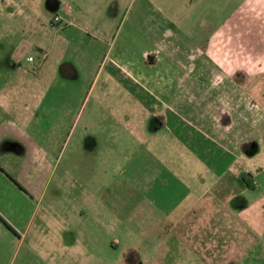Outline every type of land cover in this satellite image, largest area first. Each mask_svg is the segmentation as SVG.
<instances>
[{
	"label": "rangeland",
	"instance_id": "rangeland-1",
	"mask_svg": "<svg viewBox=\"0 0 264 264\" xmlns=\"http://www.w3.org/2000/svg\"><path fill=\"white\" fill-rule=\"evenodd\" d=\"M128 3L0 0V264H264V124L240 110L190 127L120 81L114 56L149 43H127ZM262 21L240 27L243 64ZM236 124L245 142L219 156Z\"/></svg>",
	"mask_w": 264,
	"mask_h": 264
},
{
	"label": "crops",
	"instance_id": "crops-1",
	"mask_svg": "<svg viewBox=\"0 0 264 264\" xmlns=\"http://www.w3.org/2000/svg\"><path fill=\"white\" fill-rule=\"evenodd\" d=\"M128 4L134 17L128 27L127 43L133 45L136 36H143V40L149 43L145 47L139 45L135 48L133 45L125 48L123 53L116 54L113 58L116 69L142 86L170 114L176 117L181 115L183 122L190 127L198 124L190 122L191 115L202 117L210 114L211 119L220 116L222 120H228L230 116L235 119L238 116L236 113L241 110L242 114L252 115L254 119L250 125L252 128L240 121L243 128L253 129V133L262 129L260 124H264V107L260 101H264V0H129ZM28 11L33 10L24 9L25 13ZM62 11L68 13L65 7ZM258 18L263 21L254 35L257 38L253 46L246 45L252 51V58L249 56L252 61L243 64L240 53L248 50L242 49L235 41L242 34L240 27L244 28L247 21ZM160 36L164 40L161 41ZM169 37L175 39L176 43L166 41ZM23 46L24 53L29 51V46L25 44L18 46L14 53L17 55L18 49ZM176 53H180L184 60L181 57L176 59ZM169 57L172 67L178 71L167 65L165 58ZM167 67L173 69L172 74L166 75ZM133 69L144 74L141 82L133 79V75H136ZM200 84L208 86L201 87ZM200 98L206 101V112L203 114L197 108L202 105L201 102L198 104ZM228 100L234 101L231 107ZM183 109L189 110V113H182ZM192 110L197 113L192 114ZM238 127L240 125L235 127V133L227 141L221 137L213 141L221 147L218 148L221 152L219 156L235 155L240 144L245 142L242 141L243 128L241 132ZM202 133L204 136L205 131ZM243 173L247 172L240 171L236 181Z\"/></svg>",
	"mask_w": 264,
	"mask_h": 264
},
{
	"label": "flooded vegetation",
	"instance_id": "flooded-vegetation-1",
	"mask_svg": "<svg viewBox=\"0 0 264 264\" xmlns=\"http://www.w3.org/2000/svg\"><path fill=\"white\" fill-rule=\"evenodd\" d=\"M27 53H28V51L24 53L23 50H22L21 53L18 54V55H16V54L14 53V56H16L18 60H21V59H23V58L27 55ZM29 58H32V57H29ZM27 60H28V58H27ZM28 62H29V63H30V62H34V60H33V59H32L31 61L28 60ZM114 70H115V72H116V75H115V76H116L120 81L125 82L129 87H131V88L133 89V92H135V93H137V94L140 93V92H143L144 94H148V92L145 91V90L142 88V86L138 85V83H135V82L132 80L131 77H127V76H125V75H121L122 77L119 78L118 75L121 73V71H119V70H117V69H114ZM246 174H248V173H243V174H240V175L238 176V179H237L238 183H239L240 185H243V184H241V183L239 182V180H240V178L243 179V177H244V178H245L244 181L248 180L249 184H250V185H253V184H251L250 178L246 177ZM249 175H250V174H249ZM248 187H249V186H248ZM249 188L252 189L253 186H251V187H249ZM122 264H126V260H125V259L123 260Z\"/></svg>",
	"mask_w": 264,
	"mask_h": 264
},
{
	"label": "trees",
	"instance_id": "trees-1",
	"mask_svg": "<svg viewBox=\"0 0 264 264\" xmlns=\"http://www.w3.org/2000/svg\"><path fill=\"white\" fill-rule=\"evenodd\" d=\"M246 177L251 178V175L246 174ZM244 179H245L244 177H243V179L240 178L239 182H240L241 184H246V181H244ZM251 182H252V181H251ZM247 184H248L247 186H249V187L253 186V185H250L249 182H248Z\"/></svg>",
	"mask_w": 264,
	"mask_h": 264
},
{
	"label": "built area",
	"instance_id": "built-area-1",
	"mask_svg": "<svg viewBox=\"0 0 264 264\" xmlns=\"http://www.w3.org/2000/svg\"><path fill=\"white\" fill-rule=\"evenodd\" d=\"M60 20H61V19L59 18V16H56V17L54 18V21H55V22H60ZM28 60L31 61L32 58H28Z\"/></svg>",
	"mask_w": 264,
	"mask_h": 264
}]
</instances>
